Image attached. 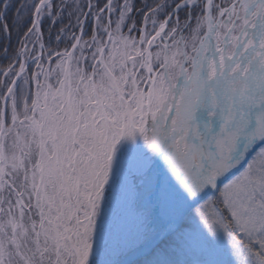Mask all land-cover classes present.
Returning a JSON list of instances; mask_svg holds the SVG:
<instances>
[{
  "label": "snow or ice",
  "instance_id": "snow-or-ice-1",
  "mask_svg": "<svg viewBox=\"0 0 264 264\" xmlns=\"http://www.w3.org/2000/svg\"><path fill=\"white\" fill-rule=\"evenodd\" d=\"M0 264H264V0H0Z\"/></svg>",
  "mask_w": 264,
  "mask_h": 264
},
{
  "label": "trees",
  "instance_id": "trees-1",
  "mask_svg": "<svg viewBox=\"0 0 264 264\" xmlns=\"http://www.w3.org/2000/svg\"><path fill=\"white\" fill-rule=\"evenodd\" d=\"M139 6H140V4L138 3L137 7H139ZM9 15L11 16L12 13H9ZM65 23H67L66 20H65ZM59 27H60V25L58 24V25H56V28H54L52 30V40H51V44L48 45V46H51V47H54V48L58 47L59 49H63L66 46V43L61 42L59 45H57L56 44V39H55V37H56V29H58ZM45 42H46V44L48 42V30H47V28H45Z\"/></svg>",
  "mask_w": 264,
  "mask_h": 264
},
{
  "label": "rangeland",
  "instance_id": "rangeland-1",
  "mask_svg": "<svg viewBox=\"0 0 264 264\" xmlns=\"http://www.w3.org/2000/svg\"><path fill=\"white\" fill-rule=\"evenodd\" d=\"M67 21V20H66ZM127 30L125 29V32H126ZM89 34H90V26H89ZM85 39H88V36H85Z\"/></svg>",
  "mask_w": 264,
  "mask_h": 264
}]
</instances>
